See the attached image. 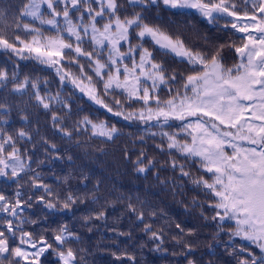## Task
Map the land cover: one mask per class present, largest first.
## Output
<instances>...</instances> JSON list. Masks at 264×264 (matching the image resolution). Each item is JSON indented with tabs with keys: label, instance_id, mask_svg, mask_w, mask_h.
Here are the masks:
<instances>
[{
	"label": "snow or ice",
	"instance_id": "snow-or-ice-1",
	"mask_svg": "<svg viewBox=\"0 0 264 264\" xmlns=\"http://www.w3.org/2000/svg\"><path fill=\"white\" fill-rule=\"evenodd\" d=\"M0 56V264H89L74 225L47 223L81 205L80 229L114 234L95 251L116 264H141L145 247L170 264H264V0H0ZM23 61L36 67L25 73ZM40 109L72 148L32 128ZM122 139L131 170L197 225L76 165L74 151L107 155L99 145ZM58 161L72 171L58 175ZM133 228L148 237L140 252L119 244Z\"/></svg>",
	"mask_w": 264,
	"mask_h": 264
},
{
	"label": "trees",
	"instance_id": "trees-1",
	"mask_svg": "<svg viewBox=\"0 0 264 264\" xmlns=\"http://www.w3.org/2000/svg\"><path fill=\"white\" fill-rule=\"evenodd\" d=\"M6 58L0 56V64L4 63ZM23 65V71L25 73H30L33 71V68L36 67L32 61H23L21 62ZM51 72L50 69H46L43 73H38L43 76L46 73ZM54 73L49 76V80L54 79ZM53 91L56 90L55 84H53ZM39 115L36 114V111L33 110L31 115L32 120V128L35 129L39 127L40 133L43 136H47L50 140L55 142L58 148L63 151L65 148H72L71 145L66 144L64 141L60 140L57 136L53 134V130L51 128V124L49 122V118L43 114V110H39ZM13 125L18 128L21 126V121L19 117L16 115V112L13 111L11 117L9 118ZM125 133L129 131L128 128L124 129ZM127 143L126 140H119L115 144L108 145H99L100 148L107 153V155L102 154L101 152H93L91 157H87L84 155L82 151L75 152L74 155L78 158L76 159L77 166L86 167L90 173L93 175L95 180H102L104 187L111 191L113 188L117 190L116 194L128 193L130 190L132 194L139 195L141 199H147L154 203L159 207H163L169 215L174 218L175 221L180 222L188 227H192L197 225L199 221L194 219V216L198 213H193L189 215L184 211V208L178 203L179 197L174 200L167 189H164L163 186L158 185L152 176H149L147 180L143 179V177H139L137 173L131 170V167L126 164V162L122 158V150ZM134 151H139V149H134ZM37 156L42 157V153H36ZM134 159V157H133ZM158 159L163 160L165 157H158ZM55 171L58 175L62 176L72 171L71 168L67 167L64 162L58 161L55 165ZM42 172L47 182L50 184H55L57 181L53 177L51 171L49 170V166H42ZM78 181L75 179L72 180V184L75 187ZM5 185V181L0 179V188L3 189ZM91 187V184H89ZM12 189H8L10 192ZM191 198V193L186 197V199ZM85 206H80V211L77 212L76 217H72L70 213H56L51 216V218L47 221V223L51 224L52 227H56L59 223L68 224L69 227L73 225L80 232L83 237V246L85 248H92L93 255L88 256L89 264H116L113 260V257L109 253L96 252L97 243L101 241V233L103 234V244L108 247H114L111 242V237L114 235L111 232L104 231L103 229H99L94 231L93 233H88L84 229H80L79 217L83 213ZM123 205L117 204L116 208H109L108 213L110 217L118 216L121 214V210ZM134 219V218H133ZM97 224L100 222L97 221ZM111 225V219L109 221ZM42 227V226H41ZM119 227L123 230H127L130 227L129 220L127 216H124L123 221L120 223ZM133 238L128 239L127 237H119V244L121 249L127 248L129 251L140 252L138 244L141 240H147L148 237L144 236L143 233L138 228H133ZM207 230H205L206 232ZM165 247L171 249L172 244L168 243ZM197 256L204 255L205 261L207 260V249L201 247L196 253ZM141 260V264H170L174 258L171 255L165 254L163 252H155L150 251L149 248L145 247L142 250V256L139 257ZM45 264H55V258L49 257Z\"/></svg>",
	"mask_w": 264,
	"mask_h": 264
},
{
	"label": "flooded vegetation",
	"instance_id": "flooded-vegetation-1",
	"mask_svg": "<svg viewBox=\"0 0 264 264\" xmlns=\"http://www.w3.org/2000/svg\"><path fill=\"white\" fill-rule=\"evenodd\" d=\"M1 189V188H0ZM30 215L32 214L31 212L29 213Z\"/></svg>",
	"mask_w": 264,
	"mask_h": 264
},
{
	"label": "rangeland",
	"instance_id": "rangeland-1",
	"mask_svg": "<svg viewBox=\"0 0 264 264\" xmlns=\"http://www.w3.org/2000/svg\"><path fill=\"white\" fill-rule=\"evenodd\" d=\"M51 258H53V259H54V257H51Z\"/></svg>",
	"mask_w": 264,
	"mask_h": 264
}]
</instances>
